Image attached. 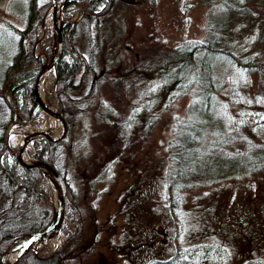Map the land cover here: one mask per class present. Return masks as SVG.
Here are the masks:
<instances>
[{"label": "rangeland", "instance_id": "rangeland-1", "mask_svg": "<svg viewBox=\"0 0 264 264\" xmlns=\"http://www.w3.org/2000/svg\"><path fill=\"white\" fill-rule=\"evenodd\" d=\"M83 1L75 0L67 20L80 18ZM236 1L242 11L232 17L222 45L242 62L264 61V0ZM226 2L119 0L103 19L98 36L93 23L79 22L76 48L87 54L97 38L98 45L92 71L70 91L78 102L66 103L63 116L67 132L58 167L73 199L65 192L56 244L49 246L50 237L33 243L40 256L52 254L75 230L76 211L83 224L82 260L74 264H244L247 257H264V166L238 171L224 154L264 143V71L206 56L213 77L208 85L207 73L199 71L178 74L172 65L137 69L148 56L144 53V59L143 49H189L192 42L207 41L212 31L219 33L212 28L214 15ZM26 6L27 0H0V27L23 29ZM47 16L37 27L33 48L42 65L54 55L51 27L41 35ZM60 19L65 20L62 10ZM4 32L0 67L13 55ZM55 85L52 67L42 83V98L60 111ZM205 88L210 95L204 101ZM20 124L12 123L5 131L12 151H18L21 139L10 144L8 133L14 126L42 127L55 132L53 137L63 133L61 122L40 107L35 123ZM190 124L202 128L199 145L221 150L212 169L214 176L224 177L184 191L178 207L166 211L168 144ZM34 151L31 140L28 154L36 159ZM18 168L20 173L19 162ZM234 170L238 174L230 176ZM42 173L40 186L55 208L56 181ZM8 245L0 253V264ZM189 247L194 254H187Z\"/></svg>", "mask_w": 264, "mask_h": 264}, {"label": "trees", "instance_id": "trees-1", "mask_svg": "<svg viewBox=\"0 0 264 264\" xmlns=\"http://www.w3.org/2000/svg\"><path fill=\"white\" fill-rule=\"evenodd\" d=\"M118 1L84 0L80 18L73 21H67V18L69 9L76 3L75 0H66L63 3L62 12L65 20L61 29L62 51L54 64L56 94L59 110L63 116L66 103L75 105L78 102L70 96V91L78 89L84 75L88 71H92L91 63L95 46L98 45L97 38L87 54H82L76 48L75 36L78 24L82 19L93 23L95 34L98 36L103 19L108 16ZM237 3L236 0H227L225 4L217 6L218 13L214 15L215 21H213L212 28L219 33L212 31L208 35L207 41L192 42L189 49L168 48L164 45H161L162 48L152 50L143 49L142 56L145 59L144 53H146L148 60L145 59L138 63L139 68L137 69L140 70L143 66L144 70L148 65L152 68L172 65L178 74L182 72L192 74L199 71L201 75L207 73L205 80L208 85L213 84V77L210 63L205 61L206 56L211 60H217V58L223 60L222 57H226L247 70L264 71V61L242 62L222 45L224 31L229 30L232 17H237L242 11ZM49 7L50 3L46 0H27V6L22 14L25 27L23 29L11 28V26L0 27L1 32L5 30L3 34L6 37V45L13 52L10 62L4 59V63L2 62L0 67V253L13 239L45 229L51 223L54 215L53 200L40 186L44 174L37 168L25 167H22L18 173L17 159L10 153L5 143V131L10 124L27 121L35 123L38 116L39 106L35 99L33 83L42 66V61L41 57L34 54L33 48L36 42L37 27L42 23ZM154 45L160 46L158 43ZM40 46V49L44 50V46ZM46 54L48 57L52 55L50 50H47ZM79 77L80 79H78ZM204 91H207L204 96L205 101L210 92L206 88ZM202 133V128L199 125L190 124L179 131L168 144L170 167L166 185V201L168 203L166 211L178 207L184 191L224 177L214 176L216 171L212 169L214 161L221 156V150L211 149V151L209 147L199 145ZM61 143V140L50 142L42 137L34 139V157L52 164L60 171L58 162L61 159ZM224 154L229 156L230 164H235L239 168L238 171L264 166V143L261 142L247 145L245 150ZM238 171L234 170L230 176L238 174ZM61 175L64 176L63 172ZM65 182L69 186V182ZM66 193L70 194L73 199V194L68 187ZM74 208H76L75 205L72 209L74 210ZM72 214L75 230L66 234L57 250L48 256H40L29 250L21 256L16 264H63L64 257L81 256L79 253L82 249L80 243H82L83 224H81L76 211H73ZM191 249L190 247L186 249L187 254H194ZM220 249L221 247L216 250ZM256 258L258 260L247 257L244 264H264V257Z\"/></svg>", "mask_w": 264, "mask_h": 264}, {"label": "water", "instance_id": "water-1", "mask_svg": "<svg viewBox=\"0 0 264 264\" xmlns=\"http://www.w3.org/2000/svg\"><path fill=\"white\" fill-rule=\"evenodd\" d=\"M47 1H48V3H50V7L48 8L46 15H48L50 13L52 33L54 35H57L58 46H57L56 52L54 53L52 58L49 60V62L43 64L41 66V68L39 69V71L37 72L36 77L34 79V83H33V91H34L35 99H36L38 106L45 113L55 117L56 119H58L61 122V124L63 126V133L57 137H52L48 130L31 131L30 133H27L21 139L17 152H14V151L10 150L9 148L8 149H9L10 153L16 157V159L18 160L21 167L37 168L41 172H43L44 168L50 169V171H51V173H52V175L56 181V188H57V192L60 194V197H59L58 201H56L54 216H53L51 223L45 229H43L41 231L26 234V236H27L26 240L24 241L22 247L18 250L14 260L10 264H16L18 262V260L21 258V256L29 250L34 251V253H37L36 249L29 247V244L46 238L50 233H52L53 230L58 229V227L60 225L61 212H62V208H63L64 201H65L66 186H65L64 179H63L62 175L56 170V168L52 164L47 163L45 161H40L37 159L35 162H31V163H24L22 161V157H23L22 152L24 151L25 145L28 141H31L36 137H44V138H46L47 141L58 142L64 138V136L67 132V123H66V120L63 117L62 113L60 111H56V110L51 109L50 106H48L46 104V102L40 97L39 89H38L39 78H40V75H41L43 69L45 68L46 64L50 68L54 67L55 62L59 58L61 51H62L61 29H62V25H63L64 20L60 19V13H61L63 3L66 0H63L60 3V6H58L57 2L54 0H47ZM67 21H71V20H67ZM18 124L21 125L20 123H18ZM27 125H31V124H27ZM5 143H7V140H5ZM23 236L25 237V235H23ZM11 242H13V240ZM11 242H10V244H11ZM9 245H8V247H9Z\"/></svg>", "mask_w": 264, "mask_h": 264}, {"label": "bare ground", "instance_id": "bare-ground-1", "mask_svg": "<svg viewBox=\"0 0 264 264\" xmlns=\"http://www.w3.org/2000/svg\"><path fill=\"white\" fill-rule=\"evenodd\" d=\"M54 1H56L57 2V4H58V6H60V3L63 1V0H54ZM51 27V29H52V26H51V19H50V13L48 14V16L44 19V22H43V26H42V36H45V28L46 27ZM52 35H53V38H52V42H53V51H54V53L56 52V50H57V46H58V38H57V35H54L53 33H52ZM54 68V67H53ZM50 67L46 64V66H45V68L43 69V71H42V73H41V75H40V78H39V86H40V88H39V94H40V97L42 98V91H41V87H42V83L46 80V78L49 76V71H50ZM43 99V98H42ZM44 100V99H43ZM46 102V101H45ZM48 105V104H47ZM48 106H50V108L51 109H53V110H55L54 109V107L53 106H51V105H48ZM35 130H38V128H34L33 126H30V125H22V126H14V127H12L10 130H9V135H8V138L9 139H11L10 140V144L13 142V143H15V142H17L18 141V139L21 137V139L27 134V133H30L31 131H35ZM39 130H43L42 129V127L39 129ZM50 133V135L53 137V135H55V132H49ZM36 138H41V137H36ZM36 138H34V139H36ZM42 138H44V137H42ZM21 139H20V141H21ZM33 139V140H34ZM46 139V138H45ZM32 140V141H33ZM30 142L31 141H28L27 143H26V145H25V148H24V151L22 152V161L24 162V163H31V162H35L36 161V159H33L32 157H30L29 156V154H28V146L30 145ZM20 143V142H19ZM16 144V143H15ZM15 144H13V145H15ZM12 145V144H11ZM18 147H19V145H18ZM14 151V150H13ZM14 152H17V151H14ZM38 160V159H37ZM57 170V169H56ZM58 171V170H57ZM43 172L44 173H46L50 178H51V175H52V173H51V171H50V169H48V168H44L43 169ZM59 172V171H58ZM57 189V188H56ZM59 197H60V194L56 191V195H55V198H56V201H58V199H59ZM54 211H55V209H54ZM54 216V215H53ZM56 235H57V229H55V230H53L52 231V233H50L46 238H48V237H50V238H52V240H51V242H50V245L49 246H51V247H53L55 244H56V240L54 239L55 237H56ZM26 237L27 236H25V237H19V238H17V239H15V240H13V242H11V244L9 245V247H8V249H7V251H5L4 253H3V255H2V258H1V260H2V262L4 263V264H10L13 260H14V258H15V256H16V254H17V252H18V250L22 247V245H23V243H24V241L26 240ZM33 243H35V242H33ZM33 243H30L29 244V247H33Z\"/></svg>", "mask_w": 264, "mask_h": 264}, {"label": "flooded vegetation", "instance_id": "flooded-vegetation-1", "mask_svg": "<svg viewBox=\"0 0 264 264\" xmlns=\"http://www.w3.org/2000/svg\"><path fill=\"white\" fill-rule=\"evenodd\" d=\"M76 259H79L80 260L79 262H81L82 256L81 257L80 256H78V257H64L63 258V260H64L63 264H74Z\"/></svg>", "mask_w": 264, "mask_h": 264}]
</instances>
